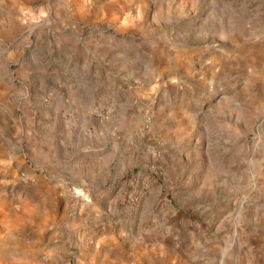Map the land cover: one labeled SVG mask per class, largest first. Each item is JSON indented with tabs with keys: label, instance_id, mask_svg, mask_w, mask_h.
<instances>
[{
	"label": "rangeland",
	"instance_id": "obj_1",
	"mask_svg": "<svg viewBox=\"0 0 264 264\" xmlns=\"http://www.w3.org/2000/svg\"><path fill=\"white\" fill-rule=\"evenodd\" d=\"M0 34L92 91L42 134L79 176L0 177V264H219L264 226V0H0Z\"/></svg>",
	"mask_w": 264,
	"mask_h": 264
},
{
	"label": "crops",
	"instance_id": "obj_2",
	"mask_svg": "<svg viewBox=\"0 0 264 264\" xmlns=\"http://www.w3.org/2000/svg\"><path fill=\"white\" fill-rule=\"evenodd\" d=\"M1 39L0 34V177H17L21 168L27 171L33 167L35 170H50L59 179L66 180L75 175L74 168L78 165H62L57 159L55 139L50 146L42 134L48 129L56 135L58 129H62L58 118L71 113L72 109L77 111L73 107L65 108L66 104L82 101L91 94V87L83 81H72L61 84V93L50 90L46 77L58 73V70H48L43 62L37 67L33 57L38 53L26 55L19 49L15 51L13 47L4 46ZM68 57L72 58L67 56L66 59ZM87 64L88 60H85L81 66L87 67ZM77 68L71 70L72 76ZM252 179L260 184V191L264 193V167L253 173ZM24 205L21 201L10 204L0 201V226H12L8 218L23 213ZM230 227L231 231L224 234L225 244L222 245L219 264H264V226ZM160 264H163L162 259Z\"/></svg>",
	"mask_w": 264,
	"mask_h": 264
}]
</instances>
